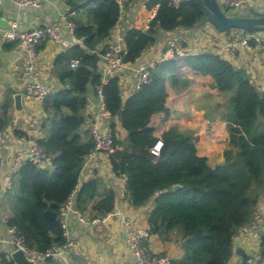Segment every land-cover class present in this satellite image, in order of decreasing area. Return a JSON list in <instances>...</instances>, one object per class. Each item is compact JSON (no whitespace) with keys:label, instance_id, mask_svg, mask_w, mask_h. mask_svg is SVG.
<instances>
[{"label":"trees","instance_id":"1","mask_svg":"<svg viewBox=\"0 0 264 264\" xmlns=\"http://www.w3.org/2000/svg\"><path fill=\"white\" fill-rule=\"evenodd\" d=\"M72 9L80 11L76 39L72 48L55 60L58 77L64 85L44 101L46 136L37 140L47 150L48 164L31 160L23 163L16 174L12 195L13 214L8 226H15L26 244L46 252L65 243L59 218L63 205L78 187L86 157L94 147L91 128L86 127L89 94H97L102 76L93 53L101 54V44L110 39L122 8L118 0H70ZM157 6L156 15L146 29L130 28L125 32V60L134 63L157 41V31L174 33L179 28H194L211 21L200 0H187L175 7L172 0H149ZM175 58L159 62L150 80L124 100L120 79L115 74L104 85L105 102L112 113L110 127L120 148L110 155L117 176H126L127 196L135 207L155 201L148 216L150 229L168 238L176 229L185 239L184 254L174 264H229L234 253V236L252 222L256 206L264 194V91L244 71L237 69L221 55L211 51L186 54L185 66L215 80L221 92L228 93L225 115L230 132V148L225 160L213 167L208 158L198 153L194 136L177 127L155 135L150 125L152 116L168 112L167 78L174 82L179 70ZM80 61L78 68L71 60ZM181 62V61H180ZM13 107L8 95L0 107V132L10 122L7 115ZM127 131L118 138L117 121ZM20 136H27L16 130ZM159 139L164 145L159 153L153 148ZM2 159L0 158V172ZM181 185L174 189L175 185ZM100 180L83 184L77 195V206L84 210L90 201L96 215H107L116 203L114 189H107L102 198ZM47 210L58 218L45 215ZM264 247V234L262 236ZM0 264H15L1 253ZM43 264H59L47 258Z\"/></svg>","mask_w":264,"mask_h":264},{"label":"crops","instance_id":"2","mask_svg":"<svg viewBox=\"0 0 264 264\" xmlns=\"http://www.w3.org/2000/svg\"><path fill=\"white\" fill-rule=\"evenodd\" d=\"M70 0H43L40 7H22L12 1L3 2L0 13V107L10 94L13 107L7 114L10 117L8 127L0 132V158L2 169L0 172V233L8 236L7 219L13 214L12 195L3 181L9 171L10 161L14 153L21 147H29L37 140L46 136L43 124L46 119L44 103L38 100H28L24 95L26 80L23 76L25 59L23 51L15 42L6 41L2 30L9 26L10 20H17L19 28L31 29L39 24L59 21L61 17L72 10ZM149 0H126L120 19L111 33V38L124 36L130 28L146 30L158 7L148 6ZM222 3L223 0H220ZM250 8L264 11V0H253L244 8V15L250 13ZM78 11V10H77ZM80 15L78 11L77 16ZM242 30H218L211 21L197 24L194 28H179L174 33L158 29L157 41L144 51L142 56L130 66L116 75L120 79L124 100L129 98L135 90L137 67L141 62L154 59L159 62L168 61L175 57L168 51L167 42L176 36L182 40L184 55L177 58L179 70L177 79L173 82L167 78L168 112H159L152 116L150 125L155 129V135L161 138L163 132L177 127L194 136L198 153L208 158L211 166L215 167L225 160L224 152L230 148V132L226 113L230 95L221 92L215 85V80L202 77L185 66L183 58L186 54L211 51L221 55L231 62L237 69L244 70L253 83L264 91V47L252 45L250 49L238 45L236 51H227V46ZM66 38L72 37L65 32ZM77 43L79 41H76ZM107 42V41H105ZM101 44V47L105 45ZM80 43V42H79ZM68 49H63L53 41H47L40 47V64L43 68L42 81L50 88L51 93L64 87L61 83L55 66L56 58ZM181 61V62H180ZM23 94L25 112L15 109L14 96ZM98 97L92 91L89 94V105L86 114L91 112L86 127L90 128L95 121L98 110ZM112 120L107 124L110 126ZM117 122V133L121 140L127 136V131ZM16 130L27 136H20ZM48 165L51 164L49 160ZM100 180V194L96 200L102 198L105 190L114 189L116 203L114 209L107 215H96L92 209L94 201H90L82 211L77 206V195L84 183L96 179ZM124 176H117L112 168L110 156L101 153L92 160H86L82 169L76 191L72 195L76 209H79L86 223L80 221L76 212H70L67 220L72 232L77 236V246L71 255L74 264H125L133 259V253L127 241L126 221L131 219L143 226H149L148 216L154 208L155 201L135 207L131 204L126 192ZM104 218L101 223L94 224L92 220ZM264 194L256 206L252 222L238 230L234 236V253L229 264H244L247 258H253L256 264H264ZM185 239L180 228L172 230L168 238L159 233H153L150 239V248L160 254L171 255L174 259L184 254ZM244 250L246 256L237 251ZM6 253L10 257L11 246L0 244V255Z\"/></svg>","mask_w":264,"mask_h":264},{"label":"built area","instance_id":"3","mask_svg":"<svg viewBox=\"0 0 264 264\" xmlns=\"http://www.w3.org/2000/svg\"><path fill=\"white\" fill-rule=\"evenodd\" d=\"M0 0V13L2 11L3 2ZM22 7H40L43 0H9ZM123 9L126 0H118ZM187 0H172L175 7L181 5ZM253 0H223L222 6L225 12L229 15H244V8ZM78 14L77 10H72L65 13L59 21L52 23L39 24L31 29L19 28L17 20H10L9 26L3 28L2 34L6 41L15 42L23 51L25 64L23 76L26 80L24 95L28 100H38L44 103L45 99L51 93L50 88L42 81L43 68L40 64V47L47 41H53L59 44L63 49H70L77 44L76 29L77 23L74 19ZM150 26V25H149ZM148 26V27H149ZM67 32L72 39L66 38ZM111 38V37H110ZM250 49L253 44L264 47V31H241L224 48L227 51H236L239 44ZM168 51L176 56H182L185 53L182 40L179 37H172L167 42ZM103 52L100 54L101 59L98 63L99 73L102 76L101 84L98 85V110L95 115V121L91 125L94 147L90 150L86 160L94 159L98 154L104 153L108 156L113 154L120 148V144L116 142L111 127L107 124L112 113L108 109L105 102L104 85L107 84L112 76L120 71L128 68L130 63L125 60L127 52L124 36H117L114 39H108L103 46ZM174 57V58H175ZM79 59L71 60V67L78 68ZM158 61L149 59L141 62L137 67V77L135 82V90H139L144 84L148 83L152 71L156 68ZM119 139H121L118 136ZM164 145V141L159 139L153 150L159 153ZM47 150L40 143H34L29 147L19 148L10 161L9 171L3 178L5 186L10 189L16 177V174L21 169L23 163L31 160L37 164L47 163ZM125 181L127 182V178ZM76 191V190H75ZM127 194V189L125 187ZM73 195V194H72ZM72 195L64 203L61 214L59 216L63 228L65 243L61 246H55L46 252L31 249L25 242L24 237L19 233L15 226H8V236L5 237L0 233V244H8L11 246V252L21 249L30 259L43 264L47 258H54L59 264H74L71 255L77 246V236L72 232L67 216L70 212H76L81 222L86 223L87 220L83 217L81 211L76 209L73 203ZM104 218H96L92 223L99 224ZM8 221V219H7ZM127 241L133 253V259L125 264H174V258L168 254H160L154 252L150 248V239L153 234L149 226H143L135 221L128 219L126 221ZM244 264H256L253 258H247Z\"/></svg>","mask_w":264,"mask_h":264},{"label":"water","instance_id":"4","mask_svg":"<svg viewBox=\"0 0 264 264\" xmlns=\"http://www.w3.org/2000/svg\"><path fill=\"white\" fill-rule=\"evenodd\" d=\"M200 1L202 2L203 8L213 25L220 31H227L233 28L240 29L242 31H264V11L262 10L250 8V13L247 15H229L225 12L220 0ZM92 55L94 57V65L96 66L99 63L101 56L97 52H94ZM14 100L16 111L25 112L23 94H15ZM87 115L92 117L93 114L89 112ZM180 187L181 185L177 184L174 186V189L176 190ZM45 215L51 219L58 218V213L51 210H47ZM237 252L242 256L247 255V252L244 250H238ZM10 258L15 262V264H40L37 261L30 260L21 249L12 251L10 253Z\"/></svg>","mask_w":264,"mask_h":264},{"label":"rangeland","instance_id":"5","mask_svg":"<svg viewBox=\"0 0 264 264\" xmlns=\"http://www.w3.org/2000/svg\"><path fill=\"white\" fill-rule=\"evenodd\" d=\"M195 141V140H194Z\"/></svg>","mask_w":264,"mask_h":264}]
</instances>
